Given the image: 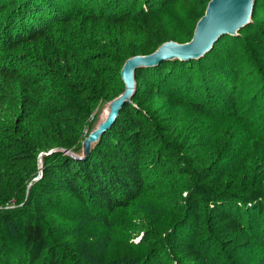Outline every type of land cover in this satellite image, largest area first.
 <instances>
[{
  "label": "trees",
  "instance_id": "1",
  "mask_svg": "<svg viewBox=\"0 0 264 264\" xmlns=\"http://www.w3.org/2000/svg\"><path fill=\"white\" fill-rule=\"evenodd\" d=\"M211 1L0 0V264H109L111 246V264H140L138 230L147 264H264V116L241 91L248 80L249 101L264 97V0L205 56L137 69L88 159L45 155L34 180L41 153H81L96 110L125 90V62L190 42ZM165 182L186 194L178 223L138 207L135 234L113 239L110 216Z\"/></svg>",
  "mask_w": 264,
  "mask_h": 264
},
{
  "label": "water",
  "instance_id": "2",
  "mask_svg": "<svg viewBox=\"0 0 264 264\" xmlns=\"http://www.w3.org/2000/svg\"><path fill=\"white\" fill-rule=\"evenodd\" d=\"M256 0H212L204 16L198 21L193 39L187 43L165 42L157 51L149 55H137L127 60L121 72L125 82V90L117 99L106 104L101 120H99L87 138L82 143L80 154L55 149L49 153H41L38 158L39 177L43 173V157L63 152L78 160H87L92 148L103 135L117 122L120 111L127 103H132L136 90L135 72L140 68H150L165 61L197 60L213 50V46L225 36H238L247 25L252 22ZM107 111V112H106ZM106 112V114H105ZM37 179V180H38Z\"/></svg>",
  "mask_w": 264,
  "mask_h": 264
},
{
  "label": "rangeland",
  "instance_id": "3",
  "mask_svg": "<svg viewBox=\"0 0 264 264\" xmlns=\"http://www.w3.org/2000/svg\"><path fill=\"white\" fill-rule=\"evenodd\" d=\"M183 11H187V8H183ZM175 15L180 16L179 13H175ZM255 87H256V84L253 86L252 85L249 86L248 80H247L246 85L242 88L241 91L243 92L242 96H243V94H246V96L243 97V98H245L243 103H245V106L247 105L246 109L248 108V106H250V104H252L251 107L253 109H255V111L252 112V115L254 116V118L256 120H259L260 118H263V116H264V109H263V112L258 114V115L256 113V109L263 108V106H260V104L264 102V97L263 98L258 97V99H256L255 101H249L251 99H254L255 96H258L257 92H259L260 88L255 89ZM254 90H255V92H253ZM263 94H264V88H263ZM105 107H106V105L104 103V104H102V106L100 108H98L96 110V112H95L96 119L94 120L96 123L99 120H101V117L103 115V110ZM106 112H105V114H106ZM37 179H38V177L34 180L38 181ZM163 185H164V187L161 188L158 196L155 197L156 199L153 198V200H152L151 198H148L146 200H143L141 203H139L137 205V207H133L131 210H125V211H122L121 213H115L114 215L110 216V219L112 220L111 221L112 222L111 223V226H112L111 234H112L113 239L122 237V235L123 234L126 235V233H127V236H128V234H130V235L135 234V232L132 231L133 230L132 228H133V226L138 228L139 225H138V220L135 219V216L133 214H135L134 211H141L140 209H138V207H140V208L142 207L145 209L142 212V215L145 217V219L147 218L148 222L155 220L161 225L168 224L170 222L178 223V221L181 219V217L179 215L181 214L182 207L185 204L184 199L186 197V194H184L182 196L174 195L172 192H170L169 185L166 184V182ZM92 210H94V213H96V214L100 213L101 215H104L95 209H92ZM181 227L183 229L181 237L185 238V239L189 238V235L192 233V231L190 229L191 227L190 228L188 227L189 228L188 230L184 225H182ZM138 231H139L140 236L135 238L133 241L135 242V244H138L137 247H139L137 255L140 253H143V254L139 255L141 257L139 259V263L140 264L151 263L152 262L151 257H149V261L147 263H145V261H144V260H148V257L142 256V255L148 256L149 254H151V252H150V250H148L146 252L142 250V252H141L140 248L143 247L142 245H140L141 244V236L144 234V231H142V230H138ZM163 236H165V235H163ZM212 253L216 257H218L219 253H220V249L215 248V251ZM106 258H107V262L109 264H111V262L115 260L114 252H113V246L108 248ZM173 263L176 264L174 262V258L172 256H170L168 253L164 254V259H163L162 264H173ZM220 264H223V263H220Z\"/></svg>",
  "mask_w": 264,
  "mask_h": 264
}]
</instances>
